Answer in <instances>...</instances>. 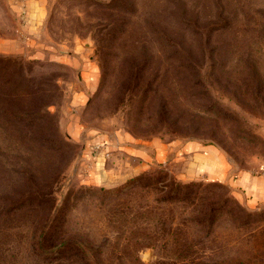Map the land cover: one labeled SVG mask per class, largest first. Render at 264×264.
<instances>
[{"label": "rangeland", "instance_id": "obj_1", "mask_svg": "<svg viewBox=\"0 0 264 264\" xmlns=\"http://www.w3.org/2000/svg\"><path fill=\"white\" fill-rule=\"evenodd\" d=\"M0 80V264H264V202L150 157L264 171V0H0Z\"/></svg>", "mask_w": 264, "mask_h": 264}, {"label": "crops", "instance_id": "obj_2", "mask_svg": "<svg viewBox=\"0 0 264 264\" xmlns=\"http://www.w3.org/2000/svg\"><path fill=\"white\" fill-rule=\"evenodd\" d=\"M84 73L88 74L86 71ZM95 144H101L103 148L105 147L107 149V152L108 150L111 151L112 144L107 138L97 137L89 139L81 152V160L79 163L81 166H85V164L90 162L93 168L96 169L106 164V158L104 156H100L99 158L93 156L92 146ZM151 144L155 146L154 154L150 156L154 161L160 163L167 160L188 161L190 163L189 165L192 166L189 169L191 174L202 173L210 179L228 178V181L231 178V184L242 192V194L240 193L242 198L251 207L258 206L264 202V171H255L253 169L240 170L230 177L231 170L228 167V161L223 158L219 151L211 146H203L196 142H189L180 149L169 150L168 147L157 148L154 143ZM127 146H125V151L128 150L131 154L128 155L129 152L126 151L128 154L125 152V156H129V158L137 153L136 151L144 152L138 150L139 146ZM143 164L146 163L141 161L139 166ZM145 166H148V163ZM95 179L98 180L97 178Z\"/></svg>", "mask_w": 264, "mask_h": 264}, {"label": "trees", "instance_id": "obj_3", "mask_svg": "<svg viewBox=\"0 0 264 264\" xmlns=\"http://www.w3.org/2000/svg\"><path fill=\"white\" fill-rule=\"evenodd\" d=\"M0 87H3V86H2V81H1V80H0ZM0 99L5 100V99L3 98V96H2L1 91H0ZM4 112H5L6 115H8V114L11 113V111L8 110V109H5ZM11 115H13V114L11 113ZM14 115H15L16 117H18V116H17L18 114H16L15 112H14ZM44 118H45V117H43V116L38 117L39 120H42V119H44ZM49 133H50L51 135H58L59 138L62 139V141H64V145H62V143H60V144H61V148L64 147V146H68L67 142L65 143V140H64L63 136H61V133H60L57 129H52V128H51V130H50ZM60 142H61V141H60ZM51 148L54 149L55 147H54V146H51ZM61 148H60V149H61ZM62 149H63V148H62ZM50 168H58V167H57V165L52 164ZM62 168H65V167H62ZM60 173H62V172H60ZM143 177H145V176H143ZM143 177H137V178H135L134 180L131 181V182H132L131 185H132V186H136V185H138L137 182H138L139 180H141ZM131 185H130L129 187H131ZM177 186H178V185H177ZM124 187L127 188V186H124ZM124 187H123V188H124ZM126 188H125V189H126ZM118 192H119V193L122 192V188L119 189V190H117L116 192H112V191H111V192H109V193H110V194H117ZM25 197H26V196H25ZM171 198H172V197H169L168 199H171Z\"/></svg>", "mask_w": 264, "mask_h": 264}, {"label": "built area", "instance_id": "obj_4", "mask_svg": "<svg viewBox=\"0 0 264 264\" xmlns=\"http://www.w3.org/2000/svg\"><path fill=\"white\" fill-rule=\"evenodd\" d=\"M97 149H100V145L99 146H97ZM106 155V154H105ZM109 155V154H108Z\"/></svg>", "mask_w": 264, "mask_h": 264}, {"label": "water", "instance_id": "obj_5", "mask_svg": "<svg viewBox=\"0 0 264 264\" xmlns=\"http://www.w3.org/2000/svg\"><path fill=\"white\" fill-rule=\"evenodd\" d=\"M246 202V201H245Z\"/></svg>", "mask_w": 264, "mask_h": 264}]
</instances>
